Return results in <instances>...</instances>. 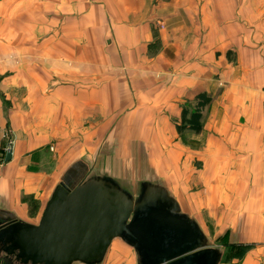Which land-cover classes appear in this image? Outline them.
Segmentation results:
<instances>
[{
  "label": "crops",
  "instance_id": "0c3cea01",
  "mask_svg": "<svg viewBox=\"0 0 264 264\" xmlns=\"http://www.w3.org/2000/svg\"><path fill=\"white\" fill-rule=\"evenodd\" d=\"M5 128L0 217L36 224L61 171L97 163L111 133L114 163L144 174L125 179L160 183L202 228L171 174L264 258V0H0V141ZM135 252L114 238L98 264Z\"/></svg>",
  "mask_w": 264,
  "mask_h": 264
},
{
  "label": "water",
  "instance_id": "95a60500",
  "mask_svg": "<svg viewBox=\"0 0 264 264\" xmlns=\"http://www.w3.org/2000/svg\"><path fill=\"white\" fill-rule=\"evenodd\" d=\"M74 174L65 172L36 224L1 214L0 251L24 264H98L119 238L139 264H219L221 251L160 183L143 180L133 191L109 174L75 184Z\"/></svg>",
  "mask_w": 264,
  "mask_h": 264
},
{
  "label": "rangeland",
  "instance_id": "374dc122",
  "mask_svg": "<svg viewBox=\"0 0 264 264\" xmlns=\"http://www.w3.org/2000/svg\"><path fill=\"white\" fill-rule=\"evenodd\" d=\"M13 104L14 103L11 102L10 100L3 101L4 114L6 116L8 115V112L10 108H12ZM2 133L3 135H2V139L0 142H3V143H1L0 146L3 145V147L2 149H0V155H1L0 162L3 161V155H4V152H6L7 143L11 141L8 128H5ZM110 136H111V133L104 135L103 149L100 152L101 156L97 157V160H98L97 163L94 164L92 160H88V159L86 160L75 159L70 165L66 166V168H64L62 171L60 170L61 173H65L66 171L72 168L78 171L79 173L78 178L84 177L85 175L92 176L95 174H109L110 176H113L114 179L116 178L115 180L118 181L121 185L126 186L129 189L135 191L137 187V184H136L137 180L133 181L132 178L125 179L123 176H129V177L136 178L138 176H143L144 174L142 172L138 173V170L137 171L133 170L134 167L132 168L126 165L115 164L116 159L112 156L113 150L109 146L108 142L105 141L106 138ZM133 152L135 155V150H133ZM140 152L141 151H138V154H140ZM127 154L128 152L126 149L125 150L119 149V156H120L119 159L122 162L124 161L125 157H128L126 156ZM141 167L143 168V165H141ZM141 167L136 166V168H138L139 170L141 169ZM164 178H165L163 179L164 182L172 183L171 185H172V189L174 190V192L180 193V194L178 193L177 194L180 196L178 197L180 198L181 204L185 206V209L192 211V213L198 218L202 226V230L204 229V232L206 233L210 243L221 251L222 256H221L219 264H264L263 256L256 253L255 251L256 248L254 246L242 245L239 243H230L229 237L227 238L228 235L225 237L224 231H222L219 228H215L213 226V222L208 220L206 212H204L203 210H200V211L194 210L190 206L191 205L190 189H187L186 187L181 189L182 182L173 179V177H171V174H168V173H164ZM182 191H184V193ZM33 204L34 203H32V205ZM135 255L137 256V253ZM137 259H136V264H139Z\"/></svg>",
  "mask_w": 264,
  "mask_h": 264
},
{
  "label": "bare ground",
  "instance_id": "6f19581e",
  "mask_svg": "<svg viewBox=\"0 0 264 264\" xmlns=\"http://www.w3.org/2000/svg\"><path fill=\"white\" fill-rule=\"evenodd\" d=\"M62 181H64V180H62ZM76 182L74 181V184H75Z\"/></svg>",
  "mask_w": 264,
  "mask_h": 264
}]
</instances>
